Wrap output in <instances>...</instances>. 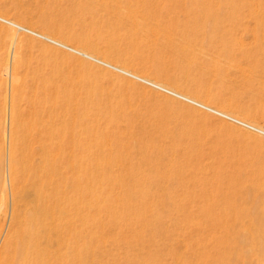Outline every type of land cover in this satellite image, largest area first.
Listing matches in <instances>:
<instances>
[{
    "label": "rangeland",
    "instance_id": "obj_1",
    "mask_svg": "<svg viewBox=\"0 0 264 264\" xmlns=\"http://www.w3.org/2000/svg\"><path fill=\"white\" fill-rule=\"evenodd\" d=\"M251 1L0 0V16L264 128V0H253L255 8ZM13 76L21 82L14 85ZM58 94L90 107L86 123L110 140L99 145L97 133L78 128L83 212L90 217L83 224L81 242L89 249L82 264H131L144 252L142 232L133 231L139 221L121 214L127 202L132 208L148 204L150 219L161 213L171 224L186 206L193 211L221 189L238 187L237 178L264 186V134L0 20V195L6 198L0 247L26 225L32 199L21 200L14 217L3 190L9 138L15 137L20 168L27 149L35 148L30 160L39 161L42 145L55 141L47 127ZM112 111L115 122L109 121ZM18 178L32 192V177ZM111 205L123 215L119 220Z\"/></svg>",
    "mask_w": 264,
    "mask_h": 264
},
{
    "label": "bare ground",
    "instance_id": "obj_2",
    "mask_svg": "<svg viewBox=\"0 0 264 264\" xmlns=\"http://www.w3.org/2000/svg\"><path fill=\"white\" fill-rule=\"evenodd\" d=\"M251 4V6L255 4L253 0ZM260 7L264 8V2L260 4ZM74 49L106 62L93 54ZM106 63L116 66L109 62ZM119 68L129 71L122 67ZM19 79L13 76L14 85L19 83ZM160 84L163 85V83ZM67 95H62L61 99H59L60 95L58 98L54 97L56 99L49 111L53 119L47 128L50 139L55 141H52L50 145H42L43 153L39 161L35 163L30 160V151L35 148L30 151L26 148L27 151L22 153L20 158L22 160L20 168L15 137L9 138L11 140L9 145L6 143L8 147L5 155L8 162H5L8 165V172L4 170V174L7 172V175L3 176V187L5 188L3 190H6L9 199L12 200L14 217H17L21 211L20 201L30 196L32 199L27 206L26 225L16 234L8 235L0 247V264H82V258L89 249L84 248L81 242L84 220L90 217L85 216L83 212V197L86 190L84 191L82 186L83 161L79 151L82 139L78 128L84 127L90 135L97 133L100 137V143H97L99 145H105V140L109 139H106L107 136L102 131L94 130V125L86 123L90 119L91 108L79 107L77 99ZM6 102L8 106L7 99ZM10 103V111H12L10 115L15 116L18 114L19 107L15 101V93L11 95ZM58 106L61 108L60 111L56 109ZM93 106L101 109L98 103ZM57 119L61 121L60 125L55 124ZM18 120L21 121L19 118ZM116 120L117 116L112 111L109 121L115 122ZM29 126L32 127V125ZM7 131H4L5 134ZM67 135L70 136L67 137ZM69 138L74 141V147L67 145ZM117 139L114 141L116 142ZM190 150L194 149L191 147L187 149V151ZM93 173L95 174V172L89 173L90 176L94 177ZM87 174L86 172L84 176H88ZM218 174L220 179L223 173L218 172ZM19 175L25 179L32 177V192L20 186L22 183L19 184ZM233 179L230 178V181ZM237 180L240 183L234 185H238L239 188L235 186L228 190L221 189L213 202L204 203L193 211H189L187 206L180 207L185 210L178 212L171 224L164 221V215L161 213L156 215V219H150L146 215L148 204L132 208L130 202H127L120 213L131 214L139 221V230L133 227V231L136 236L139 235L137 233L142 232V250L144 251L141 255L131 259V264H264V186L248 185L242 177ZM89 192L97 196L95 191ZM0 194L3 196L2 192ZM4 199L6 198L0 200V204L4 202ZM107 209L110 210L115 220L123 216L118 213L119 209L114 205L107 206ZM8 215L10 217V214Z\"/></svg>",
    "mask_w": 264,
    "mask_h": 264
},
{
    "label": "built area",
    "instance_id": "obj_3",
    "mask_svg": "<svg viewBox=\"0 0 264 264\" xmlns=\"http://www.w3.org/2000/svg\"><path fill=\"white\" fill-rule=\"evenodd\" d=\"M0 20L3 21V22H5V23H8V24L12 25L13 27L17 28L19 31L28 32V33H30L32 35H35V36L39 37V38H42L44 40H47L49 42H52V43L57 44L59 46H62L64 48H67L69 50H72L74 52H77V53H79L81 55H84V53L75 50L72 46H69V45L60 43V42H58L56 40H53L49 36H47V35L39 32V31L33 30V29H31V28H29L27 26L21 25V24H19L17 22H14L11 19L3 18V17L0 16ZM84 56H86L88 58H91V59H93V60H95V61H97L99 63H102V64H104L106 66H109L112 69H115V70H117V71H119V72H121L123 74H126L128 76H131V77H133V78H135V79H137V80H139V81H141L143 83H146V84H148V85H150V86H152V87H154V88H156V89H158L160 91H163V92H165L167 94H170L172 96H176V97H178V98H180L182 100H185V101H187L189 103H192V104H194V105H196V106H198L200 108H203V109H205L207 111H210V112L215 113V114H217V115H219L221 117H224V118H226V119H228L230 121H233V122H235V123H237V124H239V125H241V126H243L245 128H248V129H251L253 131H256V132H259V133L264 134V129H261L259 126H256V125H254V124H252L250 122H247L245 120H242L240 118H237V117H235L233 115H229L228 113H226L224 111H221V110H219V109H217L215 107H212L210 105L204 104L203 102H200L198 100H194L191 97L186 96V95L182 94L181 92H178V91H176L174 89H171V88H169V87H167L165 85H162L160 83H157L156 81H153V80L148 79L146 77L140 76L138 74H134L133 72H130V71H124V70H122L119 67L110 65V64H108L106 62L99 61L98 59L93 58L91 56H88L86 54Z\"/></svg>",
    "mask_w": 264,
    "mask_h": 264
}]
</instances>
